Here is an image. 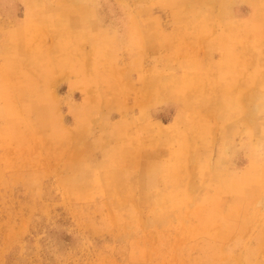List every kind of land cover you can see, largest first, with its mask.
Returning <instances> with one entry per match:
<instances>
[{
	"label": "rangeland",
	"instance_id": "rangeland-1",
	"mask_svg": "<svg viewBox=\"0 0 264 264\" xmlns=\"http://www.w3.org/2000/svg\"><path fill=\"white\" fill-rule=\"evenodd\" d=\"M0 264H264V0H0Z\"/></svg>",
	"mask_w": 264,
	"mask_h": 264
},
{
	"label": "bare ground",
	"instance_id": "bare-ground-1",
	"mask_svg": "<svg viewBox=\"0 0 264 264\" xmlns=\"http://www.w3.org/2000/svg\"><path fill=\"white\" fill-rule=\"evenodd\" d=\"M150 179V178H149ZM149 182V181H148Z\"/></svg>",
	"mask_w": 264,
	"mask_h": 264
}]
</instances>
